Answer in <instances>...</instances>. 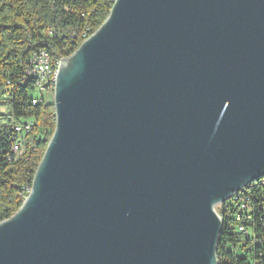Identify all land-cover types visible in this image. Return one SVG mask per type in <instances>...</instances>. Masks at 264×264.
I'll return each mask as SVG.
<instances>
[{
  "label": "water",
  "instance_id": "95a60500",
  "mask_svg": "<svg viewBox=\"0 0 264 264\" xmlns=\"http://www.w3.org/2000/svg\"><path fill=\"white\" fill-rule=\"evenodd\" d=\"M52 102L0 264H218L215 208L264 177V0H114Z\"/></svg>",
  "mask_w": 264,
  "mask_h": 264
},
{
  "label": "trees",
  "instance_id": "16d2710c",
  "mask_svg": "<svg viewBox=\"0 0 264 264\" xmlns=\"http://www.w3.org/2000/svg\"><path fill=\"white\" fill-rule=\"evenodd\" d=\"M113 3L114 0H0V222L10 219L30 192L55 129L52 99L42 98L40 103L37 99L33 104L37 97L33 84H17L29 57L45 51L53 64L68 58L105 22ZM6 91L8 99L3 98ZM27 120L32 122V129L19 139L13 127ZM17 140H21L22 147L9 160ZM235 197L246 204L244 210L233 198L217 208L222 220L217 262L264 264V177L249 183ZM239 225L245 228V234L238 233Z\"/></svg>",
  "mask_w": 264,
  "mask_h": 264
},
{
  "label": "built area",
  "instance_id": "2783aa9c",
  "mask_svg": "<svg viewBox=\"0 0 264 264\" xmlns=\"http://www.w3.org/2000/svg\"><path fill=\"white\" fill-rule=\"evenodd\" d=\"M56 66H59V61L53 64L50 56L45 51H38L29 57L24 74L17 84L25 85L26 83L31 82L35 92L40 94L39 97L37 96L33 99H39L40 103L43 98L42 95L44 94V89H53V75H55ZM6 85L8 86L7 88H10L9 82H7ZM8 96L9 92L6 91L3 98L8 99ZM32 126V122L27 120L15 125L13 131L20 137L19 139H22V137L30 133ZM13 148H18V140L11 148V157L9 156V160L12 158ZM232 198L238 201L241 210L246 208V204H244L242 200H239V197H235L234 195ZM217 208L218 206L215 208V211H217ZM236 221L238 223L241 222L240 218H237ZM237 231L238 233H246V230L242 225L237 227Z\"/></svg>",
  "mask_w": 264,
  "mask_h": 264
},
{
  "label": "bare ground",
  "instance_id": "6f19581e",
  "mask_svg": "<svg viewBox=\"0 0 264 264\" xmlns=\"http://www.w3.org/2000/svg\"><path fill=\"white\" fill-rule=\"evenodd\" d=\"M59 63H60V61H59ZM58 67L59 66H56V70H55V75H53V89H54V85H55V80H56V76H57V72H58ZM53 89H44V94L45 93H50V94H52V96H53ZM49 94V95H50ZM37 103V99H35V100H33V104H36ZM21 147H22V142H21V140H19L18 141V148H13V152L14 153H16V152H18L20 149H21ZM240 193V192H239ZM232 198V197H231ZM229 200V199H228ZM221 205V204H220ZM220 205H218V207L220 206ZM216 213H217V211H216ZM218 214V213H217ZM218 216H219V214H218ZM219 218H220V220H221V217L219 216ZM221 222H222V220H221Z\"/></svg>",
  "mask_w": 264,
  "mask_h": 264
},
{
  "label": "rangeland",
  "instance_id": "374dc122",
  "mask_svg": "<svg viewBox=\"0 0 264 264\" xmlns=\"http://www.w3.org/2000/svg\"><path fill=\"white\" fill-rule=\"evenodd\" d=\"M50 93H45V94H43L42 95V97H43V99L45 100V101H48L49 100V98H51L52 99V101H53V96L50 94ZM35 95H37V96H40V94L39 93H37V92H35Z\"/></svg>",
  "mask_w": 264,
  "mask_h": 264
}]
</instances>
